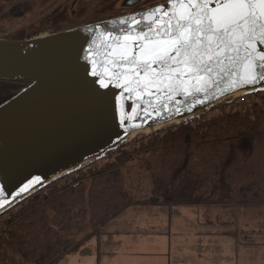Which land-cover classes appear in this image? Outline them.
<instances>
[{
	"label": "trees",
	"instance_id": "trees-1",
	"mask_svg": "<svg viewBox=\"0 0 264 264\" xmlns=\"http://www.w3.org/2000/svg\"><path fill=\"white\" fill-rule=\"evenodd\" d=\"M242 98L245 103L220 101L194 118L138 134L74 170L72 181L63 182V175L20 201L3 213L0 264L88 255L86 242L134 205H219L226 225L240 209L264 207V89Z\"/></svg>",
	"mask_w": 264,
	"mask_h": 264
},
{
	"label": "water",
	"instance_id": "water-1",
	"mask_svg": "<svg viewBox=\"0 0 264 264\" xmlns=\"http://www.w3.org/2000/svg\"><path fill=\"white\" fill-rule=\"evenodd\" d=\"M159 6L167 7V0L134 14L60 33L21 41L0 39V82L16 86L13 95L0 104V188L9 201L0 208V215L54 180L108 155L136 134L180 123L220 101L264 89V81H260L221 92L225 84L220 81L209 90V98L191 110L192 98L177 96L169 104L172 111L160 104L159 116L152 107L147 108L151 115L145 116L141 109L149 100L156 103L154 89V95L145 96L141 103L135 94L129 99L114 86L101 88L90 74L88 52L91 47L100 53L97 59H103L107 42L101 38L99 48L93 45L97 33L116 30L110 21L133 15L139 18ZM258 47L264 49V45ZM203 98V94L196 97ZM176 107L181 108L180 113L175 112ZM35 177L39 182L17 195Z\"/></svg>",
	"mask_w": 264,
	"mask_h": 264
},
{
	"label": "snow or ice",
	"instance_id": "snow-or-ice-1",
	"mask_svg": "<svg viewBox=\"0 0 264 264\" xmlns=\"http://www.w3.org/2000/svg\"><path fill=\"white\" fill-rule=\"evenodd\" d=\"M168 6L155 7L137 16L110 21L112 29L97 33L103 59L90 47V74L101 88L114 86L131 99L143 103L145 116L158 105L172 111L169 104L177 96L192 98L191 110L209 98V90L224 81L221 92L264 81V0H167ZM119 25L118 29L116 26ZM99 28V26H98ZM99 69V70H98ZM203 94V99H196ZM119 100V98H118ZM167 101V102H165ZM179 104V101H176ZM181 112L180 107L175 108ZM139 115V113H137ZM127 117H122L124 123ZM39 177L24 184L17 195L28 191ZM0 188V208L9 201Z\"/></svg>",
	"mask_w": 264,
	"mask_h": 264
},
{
	"label": "rangeland",
	"instance_id": "rangeland-1",
	"mask_svg": "<svg viewBox=\"0 0 264 264\" xmlns=\"http://www.w3.org/2000/svg\"><path fill=\"white\" fill-rule=\"evenodd\" d=\"M237 97L238 96H235L230 99L234 100ZM210 114L215 115L217 114V111ZM141 134H148V132ZM137 135L138 134L135 136ZM135 136H133L129 141H131ZM98 163L99 162H97V164ZM76 177L77 174L69 173L63 182H70ZM219 190L221 195L224 196L228 192L226 183L222 182ZM159 200L164 202L166 198L161 197ZM155 208H157V206L150 204L134 205L129 207L128 210L126 209V212L120 214V216H117L112 222L105 226V232L99 238L92 237L86 242V244L84 243L85 247L91 249L90 254L82 255L79 252H71L60 258L56 264H129L131 262H136L137 259L140 262H142V260L148 261L150 259H163V257H165L164 253L166 252V249L167 257L170 249L166 246L165 239L173 238L175 235H186L187 228L190 229L189 220L192 219L194 213L198 214V212H200V214H203V218L215 220L220 217L222 212V208L219 205L197 208L185 204L176 205L172 208L170 207L172 216L174 218H178L181 223V230L172 231L174 235L171 236V234H159L156 232L160 229L163 231V225H158L157 219H160L161 214H156L154 212L157 211L154 210ZM253 209H257L258 212H254L256 210ZM243 210L244 211L242 213H237L234 220L239 218L238 216L240 215H243L242 218L245 220L263 218L264 216L263 213L259 212L258 208H247ZM134 213H136V215ZM253 214H255V217ZM128 218H131L129 220L135 223L133 225H127L126 223L123 225L119 224V221ZM5 220L6 215H0V226H3V222ZM125 227L129 229H125ZM232 228L233 226L230 225L229 229L231 230ZM169 230L170 229L167 231ZM85 234L86 232L80 233L77 240L81 239ZM131 253L135 256H132ZM139 254H141L140 257H138Z\"/></svg>",
	"mask_w": 264,
	"mask_h": 264
},
{
	"label": "crops",
	"instance_id": "crops-1",
	"mask_svg": "<svg viewBox=\"0 0 264 264\" xmlns=\"http://www.w3.org/2000/svg\"><path fill=\"white\" fill-rule=\"evenodd\" d=\"M150 205L157 206L154 209L157 211L154 212L161 214L160 219L157 220L159 226L163 225V231L160 229L156 231L157 233L173 236L172 231L181 230L180 220L172 216L171 208L174 206ZM253 210L258 212L257 209ZM258 210L264 215V207H260ZM243 211L240 209L239 213ZM136 213L134 214L136 215ZM202 215L200 212L193 214L192 219L189 220L190 229L187 228L186 235H175L173 238L165 239L166 246L170 248L168 257L166 249L163 259L142 260V262L137 259L136 262L129 264H264V216L263 218L245 220L242 218L243 215H240L233 221L231 224L233 228L230 230V225H226L220 218L212 220L203 218ZM253 215L255 217V214ZM131 218L121 220L119 224L133 225L135 222L129 220ZM125 229L129 228L125 227ZM168 229L170 230L167 231ZM131 255L135 256L132 253Z\"/></svg>",
	"mask_w": 264,
	"mask_h": 264
},
{
	"label": "flooded vegetation",
	"instance_id": "flooded-vegetation-1",
	"mask_svg": "<svg viewBox=\"0 0 264 264\" xmlns=\"http://www.w3.org/2000/svg\"><path fill=\"white\" fill-rule=\"evenodd\" d=\"M164 0H0V39L28 40L140 12ZM16 86L0 82V104Z\"/></svg>",
	"mask_w": 264,
	"mask_h": 264
},
{
	"label": "built area",
	"instance_id": "built-area-1",
	"mask_svg": "<svg viewBox=\"0 0 264 264\" xmlns=\"http://www.w3.org/2000/svg\"><path fill=\"white\" fill-rule=\"evenodd\" d=\"M242 96H243V95L238 96V98H239V103H244V102H245V99L242 98ZM127 148L129 149V148H130V145H127V146H126V149H127ZM67 176H68V175H67Z\"/></svg>",
	"mask_w": 264,
	"mask_h": 264
}]
</instances>
